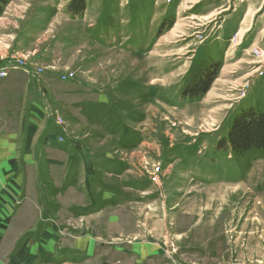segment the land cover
<instances>
[{
  "label": "rangeland",
  "instance_id": "374dc122",
  "mask_svg": "<svg viewBox=\"0 0 264 264\" xmlns=\"http://www.w3.org/2000/svg\"><path fill=\"white\" fill-rule=\"evenodd\" d=\"M74 1L0 3V115L15 130L28 94L46 145L71 140L94 191L46 169L38 207L29 160L0 264H264V148L228 141L240 112H264V0ZM86 199L103 206L69 212Z\"/></svg>",
  "mask_w": 264,
  "mask_h": 264
},
{
  "label": "crops",
  "instance_id": "0c3cea01",
  "mask_svg": "<svg viewBox=\"0 0 264 264\" xmlns=\"http://www.w3.org/2000/svg\"><path fill=\"white\" fill-rule=\"evenodd\" d=\"M28 84L29 83L26 82V93L29 90L27 88ZM28 98V94H25L20 113L18 114L17 118L14 119L15 130H11V122H9V120L6 118L7 116L4 117V115H0V226L5 227L3 231L0 230L1 233L7 231V225H9L13 220L14 211L17 208H21L23 203H26L29 200V160L37 161V164L35 165L36 184L34 186L36 187L35 203L38 207L41 205V207L44 209L46 206L43 200L44 196H41L42 191H44L43 186L45 187V184H42L41 174L45 175L44 171L46 169L50 170L51 168H57V170L60 171L57 177L59 178V183L68 185L70 192L73 190L78 193H84L86 197L90 199L94 191L92 188L91 178L95 175L93 174L94 171L91 170V167L86 162V160L82 162L81 156L79 153H77V149L73 146L71 140H66L62 143H54L53 145H46L45 126H43V123H41L42 118H40L41 121L37 120L36 122L29 119L31 118V114L28 115L27 111ZM6 99L7 98H2L1 101L4 102ZM30 128L32 131H29ZM62 130L63 129L60 125H53L52 132L54 134H60ZM41 134L42 137H40ZM40 160L46 161L45 164H42V167H39V164H41L39 162ZM49 176L50 174L48 177ZM50 179H52V177ZM48 185H52V187L58 192H62V189L57 187L60 184L56 186L52 180H48ZM89 199H86V203L89 205L85 207H79L78 205L74 204V207H69V212L74 213L79 209L84 211L86 208H88V206L96 208L103 206V203H101L99 200H95L94 205H90L94 201L92 202ZM47 204H49V202ZM54 207L58 208L60 211L65 206H63L61 203H58V205H54ZM41 214L42 219L44 220L45 213L42 212ZM1 238L2 237H0V239ZM76 247L80 250L82 249L88 255L94 254V251L92 249H88L87 246ZM151 248L150 256H156L157 253L160 252L157 247ZM145 249L146 248L143 250ZM147 249H149V247ZM130 250L133 252V255L137 254V252L140 253V251H138L139 248L136 247ZM130 250L124 251L123 248L121 249L120 253L131 252ZM106 256H108V254ZM167 264L181 263L168 262Z\"/></svg>",
  "mask_w": 264,
  "mask_h": 264
},
{
  "label": "trees",
  "instance_id": "16d2710c",
  "mask_svg": "<svg viewBox=\"0 0 264 264\" xmlns=\"http://www.w3.org/2000/svg\"><path fill=\"white\" fill-rule=\"evenodd\" d=\"M3 0H0L2 3ZM72 11H81L84 9L83 0H76L71 4ZM208 75L204 76L205 81L197 82L188 89V92L193 97L201 96L211 86L215 70L209 71ZM228 141L232 149L243 154L246 151L257 148H264V112L247 109L240 112L233 120L228 134Z\"/></svg>",
  "mask_w": 264,
  "mask_h": 264
}]
</instances>
